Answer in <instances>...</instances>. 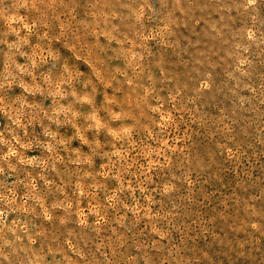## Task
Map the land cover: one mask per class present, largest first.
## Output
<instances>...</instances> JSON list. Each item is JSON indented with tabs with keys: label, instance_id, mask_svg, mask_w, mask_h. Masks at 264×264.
<instances>
[{
	"label": "clouds",
	"instance_id": "1",
	"mask_svg": "<svg viewBox=\"0 0 264 264\" xmlns=\"http://www.w3.org/2000/svg\"><path fill=\"white\" fill-rule=\"evenodd\" d=\"M228 29L239 79L264 0H0V264H264V74L234 87L238 145L192 140L194 49ZM150 41L185 80L157 86Z\"/></svg>",
	"mask_w": 264,
	"mask_h": 264
},
{
	"label": "rangeland",
	"instance_id": "2",
	"mask_svg": "<svg viewBox=\"0 0 264 264\" xmlns=\"http://www.w3.org/2000/svg\"><path fill=\"white\" fill-rule=\"evenodd\" d=\"M228 31H231V29L224 32L223 38L218 37L207 43L201 40L196 44L194 49L195 53L207 47L215 54L200 69H197V71H204V78L199 83H196L195 80L193 81L197 88L203 85L199 99L195 104L200 121L193 125L192 128L193 146L196 149H203L208 152L215 149L218 155L224 151H228L230 148V145L226 143L225 129H230L233 133L231 137V140L234 142L232 147L240 143V122L244 117H237L235 115L239 112L235 107L239 99L238 95L234 92L235 85L237 83L241 86L244 84H248L249 86L258 84L262 74H264V52H260L256 48H250L248 59L251 61V66L247 68L243 77L239 79L230 78L237 76V74L232 72L233 60L231 57L233 52L229 48V44L232 41L228 40L227 43L224 42ZM232 47L234 48L235 45L233 44ZM149 49L154 53L156 58L161 60L160 67L154 69V75L159 76L163 71L168 73L172 78L163 81V83H158V87L164 90L171 87L174 80L183 81L186 79L185 64L190 59L189 55H185L183 62H181L180 57L176 56L171 49H166L155 41L149 42ZM209 67L211 68L210 71L208 70ZM243 90L242 87L241 92ZM253 131H255L254 128ZM184 135V126L180 124L176 125L175 131L169 132V136H172L175 140L174 143L172 140L168 141V145L173 151L183 148L184 141L182 137ZM219 167L226 168L227 165L221 162ZM212 207L213 205L210 204L208 209H204L198 214L207 216L209 209Z\"/></svg>",
	"mask_w": 264,
	"mask_h": 264
}]
</instances>
